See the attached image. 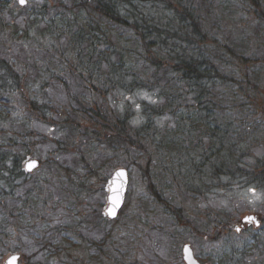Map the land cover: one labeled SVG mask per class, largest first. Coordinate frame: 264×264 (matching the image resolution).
Returning a JSON list of instances; mask_svg holds the SVG:
<instances>
[{
	"label": "trees",
	"instance_id": "16d2710c",
	"mask_svg": "<svg viewBox=\"0 0 264 264\" xmlns=\"http://www.w3.org/2000/svg\"><path fill=\"white\" fill-rule=\"evenodd\" d=\"M54 1L62 10L47 15L33 9L23 22L21 40L32 42L42 55L36 80L49 78L63 84V76L70 74L81 92L69 98L66 108H50L37 95L28 96L23 84L27 72H17L14 64L0 57V133L3 124L14 125V116L19 117L15 123L26 128L18 136H2L0 175L7 173V181L25 175L20 164L33 155L31 124L35 122L60 127L77 141L82 135L115 155L139 158L148 193L163 213L180 224L175 213L179 209L164 198L169 180L197 196L223 177L246 178L264 188V59L237 44L249 33L247 17L264 27L260 0H229L236 2L241 18L228 34L205 22L204 16L212 14H201L205 8L211 12L212 0ZM11 5L12 0H0L1 34L12 25H4L2 18L11 15ZM11 31L18 36L16 25ZM51 62L55 67L48 66ZM140 89L159 92L162 102L147 106V122L132 128L128 112L116 114L107 96L116 90ZM154 118L166 120L157 128ZM258 145L262 157L247 170L243 160ZM93 169L86 166L89 175L101 179ZM40 184L28 190L35 199ZM76 184L79 192L93 186ZM15 210L19 216L13 214ZM15 210L0 203V251L8 249L9 220L15 216L18 223L23 213Z\"/></svg>",
	"mask_w": 264,
	"mask_h": 264
},
{
	"label": "rangeland",
	"instance_id": "374dc122",
	"mask_svg": "<svg viewBox=\"0 0 264 264\" xmlns=\"http://www.w3.org/2000/svg\"><path fill=\"white\" fill-rule=\"evenodd\" d=\"M25 1L26 5L21 7L17 0H12L11 15L5 13L2 17L4 25H12L2 34L0 30V57L14 64L17 72H27L23 84L28 96L37 95L48 107L66 108L69 98L81 92L78 81L70 74L63 76V84L49 78L36 80L42 55L36 52L38 49L32 42L21 40L23 22L33 9L38 8L47 15L62 9L54 0ZM260 2L264 7V0ZM211 3L214 7L211 12L206 8L201 10V14L213 16H204L205 22L225 29L226 34L228 30L234 31L241 18L236 2L212 0ZM247 23L249 33L245 32L237 44L250 47L256 51V56L264 59V27L255 24L253 17H247ZM15 25L19 31L17 37L11 31ZM48 66L55 67L54 62ZM15 98L16 105L21 107L18 94ZM107 98L116 114L128 112V124L132 128H140L147 122L144 115L147 106L155 107L162 102L159 92L145 89L116 90ZM23 114L25 117V112ZM165 120L153 119L157 128ZM16 121L19 117L14 116V125L3 124L0 143L6 133L18 136L25 132L26 128ZM31 130L33 155L20 164L25 175L10 181L5 179L7 173L0 175L1 205L23 212L18 223L15 216L9 220L12 225H9V239L5 243L8 249L0 251V264H5L14 254L20 255L18 264H185L184 245L190 246L199 264H264V188L251 184L246 178L223 177L209 185L202 196H197L169 180V192L164 198L170 200L174 210L179 209L175 213L183 223L180 224L178 219L163 213L148 193L139 170L144 163L139 158L115 155L110 148L89 143L82 135L78 136V141L69 138L60 127L34 122ZM261 157L262 146L258 145L252 155L243 160L244 168L251 170ZM26 160L38 161L39 167L32 173L25 172ZM7 165L10 167L12 163L9 161ZM88 165L101 179L87 173ZM116 169L127 171L128 184L122 209L116 219L108 220L103 215L107 207L106 189ZM66 173L72 178H65ZM36 182L42 183L39 188L36 186L37 199L28 192ZM76 182L85 186L93 183V186L89 191L83 187V192H79ZM164 182L166 186L167 180ZM160 186L157 183V187ZM30 202L34 203L32 207ZM36 203H40V207L35 208ZM246 216H254L259 226L242 224ZM220 223L222 229H219Z\"/></svg>",
	"mask_w": 264,
	"mask_h": 264
},
{
	"label": "water",
	"instance_id": "95a60500",
	"mask_svg": "<svg viewBox=\"0 0 264 264\" xmlns=\"http://www.w3.org/2000/svg\"><path fill=\"white\" fill-rule=\"evenodd\" d=\"M21 7L26 5V1L21 5L20 0H17ZM39 167V162L36 160H26L24 170L27 173L33 172ZM128 184V174L124 169H116L110 180L108 181L107 187V207L104 210V216L108 220H114L117 218L119 211L122 209L125 201V194ZM242 224L254 223L256 227L259 226V221L254 216H246L241 221ZM233 227V226H232ZM13 258L15 260L13 261ZM182 258L185 264H199L195 259L192 249L189 245H184L182 248ZM20 256L17 254L10 255L6 259L5 264H18Z\"/></svg>",
	"mask_w": 264,
	"mask_h": 264
},
{
	"label": "snow or ice",
	"instance_id": "6c2138e0",
	"mask_svg": "<svg viewBox=\"0 0 264 264\" xmlns=\"http://www.w3.org/2000/svg\"><path fill=\"white\" fill-rule=\"evenodd\" d=\"M20 3H21V5H23L25 3V0H20ZM14 260H15V258H13V261ZM10 264H11V262H10Z\"/></svg>",
	"mask_w": 264,
	"mask_h": 264
}]
</instances>
